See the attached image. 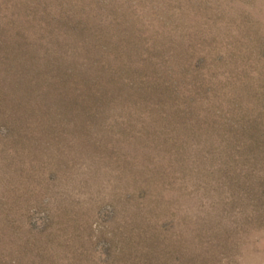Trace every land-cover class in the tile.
I'll return each instance as SVG.
<instances>
[{
  "label": "rangeland",
  "instance_id": "obj_1",
  "mask_svg": "<svg viewBox=\"0 0 264 264\" xmlns=\"http://www.w3.org/2000/svg\"><path fill=\"white\" fill-rule=\"evenodd\" d=\"M0 264H264V0H0Z\"/></svg>",
  "mask_w": 264,
  "mask_h": 264
}]
</instances>
